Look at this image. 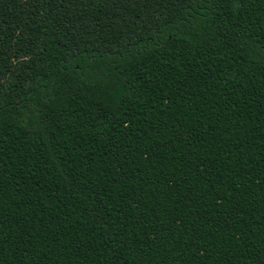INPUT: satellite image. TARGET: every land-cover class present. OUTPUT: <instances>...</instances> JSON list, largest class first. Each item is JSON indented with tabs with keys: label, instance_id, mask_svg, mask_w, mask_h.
<instances>
[{
	"label": "trees",
	"instance_id": "16d2710c",
	"mask_svg": "<svg viewBox=\"0 0 264 264\" xmlns=\"http://www.w3.org/2000/svg\"><path fill=\"white\" fill-rule=\"evenodd\" d=\"M0 264H264V0H0Z\"/></svg>",
	"mask_w": 264,
	"mask_h": 264
}]
</instances>
